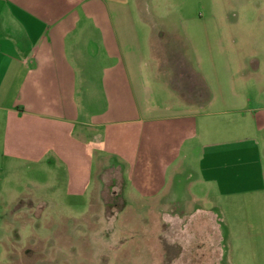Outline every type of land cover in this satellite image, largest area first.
Listing matches in <instances>:
<instances>
[{"label": "crops", "instance_id": "obj_1", "mask_svg": "<svg viewBox=\"0 0 264 264\" xmlns=\"http://www.w3.org/2000/svg\"><path fill=\"white\" fill-rule=\"evenodd\" d=\"M137 24L120 0H0V182L10 170L60 171L65 196L84 195L95 156L101 175L117 172L120 198L146 204L183 173H195V201L206 189L262 191V122L225 63L198 50L190 62L182 49L197 38L162 25L140 35ZM159 216L218 228L210 210Z\"/></svg>", "mask_w": 264, "mask_h": 264}, {"label": "rangeland", "instance_id": "obj_2", "mask_svg": "<svg viewBox=\"0 0 264 264\" xmlns=\"http://www.w3.org/2000/svg\"><path fill=\"white\" fill-rule=\"evenodd\" d=\"M120 3L131 7L140 35L162 25L182 39L197 38L196 49L189 43L182 49L190 62L198 50L225 63L231 90L262 122L255 136L263 189L239 199L206 189L209 200L195 201V173H183L156 203L146 204L120 198L113 180L117 172L101 175L95 156L84 195L65 196L60 171L50 179L33 169L10 170L0 182V264H264V0ZM189 22L198 24L195 34ZM211 31L215 42L208 49L203 36ZM195 208L210 210L218 228L199 229L203 222L196 219L165 222L159 216Z\"/></svg>", "mask_w": 264, "mask_h": 264}]
</instances>
